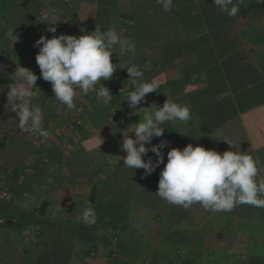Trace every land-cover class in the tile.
<instances>
[{
    "label": "crops",
    "instance_id": "1",
    "mask_svg": "<svg viewBox=\"0 0 264 264\" xmlns=\"http://www.w3.org/2000/svg\"><path fill=\"white\" fill-rule=\"evenodd\" d=\"M49 8L59 14L55 25L57 36L79 37L93 32L96 26L101 31L111 27L129 46L124 56L120 55L121 45L115 47L110 59L116 70L111 80L100 82L113 96L108 106L101 105V98L95 92L82 94L77 89L76 110H69L54 98L49 82L37 79V90L33 89L34 103L37 101L42 107L45 117L42 127L50 133V138L43 143L38 134L22 133L12 119H7L13 114L4 107L7 85L12 81L10 77L0 80V87L5 90L0 92V187L12 195L8 202L12 212L17 199L36 195L41 203L47 204L49 214L52 209H61L59 214H64V223L57 227L51 225L50 231H65L67 235L63 234L64 242L70 248L62 256L63 264H113L110 263V244L101 238L107 232L97 227L79 238L77 235L87 225L78 228L72 225V220L81 218V210L88 205L93 191L96 195L91 205L96 219L104 220L110 213V207L105 205L107 201L103 205L99 202V189L110 177V170L116 165L123 166L119 157L126 153L120 149L123 140L120 133L129 127L131 131L132 124L143 119L146 111L143 108L151 104L162 107L166 99L172 100L189 106L193 116L186 127L175 122L161 125L164 134L155 138L152 145L167 141L162 150L165 163L167 151L171 148L182 150L189 144L221 154L226 150L240 151L258 162L259 178L264 179V7L260 3L243 0L235 17L220 12L212 0H173L169 12H165L156 0H6L0 12L19 10L27 12L28 16ZM3 20L0 14V25L4 27ZM134 26L144 30L153 27L155 41L148 46L137 45L131 33ZM3 27H0V55L5 51L8 56L3 57L13 59L8 41L11 32L4 34ZM52 35L43 36L52 38ZM31 41L26 44L31 45ZM35 56L17 58L28 63L34 62ZM24 62L17 61V65L24 67ZM131 64L139 66L145 81L156 82L157 92L147 94L146 103L130 110L123 99L133 89L126 71ZM3 65L0 62V66ZM35 70L32 73L41 79L39 70ZM96 89L99 90V83ZM15 122L18 123L16 117ZM129 136L134 138L131 133ZM149 156L155 161L150 152L142 159L147 160ZM163 167L161 164L154 171L151 186L158 185ZM143 171L137 169L136 179L140 184L148 182L147 176L142 178ZM44 189L46 195L42 194ZM11 222L6 221L13 226L0 236L9 242L8 247L18 264L61 261L60 256L54 254L57 253L55 247H63L56 246L57 240L47 242L48 247L28 246L29 255L18 259V245L11 237L21 229ZM85 236L88 237L86 241L83 240ZM117 251L122 256L119 264H127L128 256L118 247Z\"/></svg>",
    "mask_w": 264,
    "mask_h": 264
},
{
    "label": "clouds",
    "instance_id": "2",
    "mask_svg": "<svg viewBox=\"0 0 264 264\" xmlns=\"http://www.w3.org/2000/svg\"><path fill=\"white\" fill-rule=\"evenodd\" d=\"M242 2L243 0H212V4L228 17L237 16ZM156 3L165 12L171 11L173 7V0H156ZM55 15L56 10L49 8L41 13L40 19L47 21ZM46 24L49 26L47 31L53 34L52 38L41 35L33 47L39 49L35 62L40 78L50 83L54 98L67 109L76 110L74 97L79 89L82 94L95 92L101 98V105L108 106L113 96L100 82L112 79L116 67L110 57L118 44L121 45L120 55H126L129 47L127 42L122 41L118 32L111 27L101 31L96 26L93 32L77 37L64 34L57 36L54 27L57 23ZM83 31L81 29L82 33ZM126 71L133 89L123 101L130 110L137 109L138 105L146 103L147 94L157 92V84L154 80L145 81L144 73L138 65L131 64L126 67ZM37 79V75L29 69L16 67L10 76L12 83L7 85L4 107L6 111L15 113L18 123L15 119L12 121L22 133H36L43 143L50 138V133L42 127L41 106L34 103L36 97L33 89H36ZM98 83L99 90L96 89ZM4 91L0 87V92ZM143 109H146L143 119L132 124L134 128L131 131L129 127L120 133L123 137L120 149L126 155L119 157V160L122 159L123 166L133 172L143 169L142 178L151 175L163 164L156 196L170 205L188 209L199 204L204 210L214 213L230 212L239 205L264 208V179L259 178L258 162L251 155L240 151H225L221 154L189 144L182 150L171 148L167 151L165 163L162 150L167 146V141L161 140L155 145H152V141L163 136L165 130L161 125L165 122L188 126L193 120L191 109L168 99L162 107L151 104ZM129 133L134 138H130ZM224 142L230 143L227 140ZM149 152L154 154L155 161L151 156L147 160L142 159ZM82 220L88 225L96 222V213L91 204L83 209Z\"/></svg>",
    "mask_w": 264,
    "mask_h": 264
},
{
    "label": "rangeland",
    "instance_id": "3",
    "mask_svg": "<svg viewBox=\"0 0 264 264\" xmlns=\"http://www.w3.org/2000/svg\"><path fill=\"white\" fill-rule=\"evenodd\" d=\"M2 8H5V6L1 5L0 9ZM43 11L44 10L41 9L38 13L33 12L28 16L24 15L22 17L20 27L18 26V28L23 29L24 33H21V31H18L17 33L13 28L3 29L4 34L11 32L8 36L10 37V39L8 38V41L11 42L9 50H11L10 54L14 58H8V53L5 51L1 52L2 54L0 57H2V59L0 62L4 65L0 66V80H2V77L4 79L10 77L12 71H14L16 67H22L20 64L17 65V61L24 62V60H19L17 58H20V56L16 55V50L23 45H26V42L30 40L29 37H26V33L29 32L31 37L33 33L34 35H46L49 33L47 31L49 26L46 23L54 24L57 22L56 20L59 16L57 12L55 16L50 17L47 21H42L40 16ZM0 27H3V24H1ZM54 27L56 26L54 25ZM131 33L132 36L135 37L137 45L144 46L146 44V46H148V44H152L153 40L155 41L156 38V32L153 27L144 30L143 28L134 26ZM5 54L7 56L3 57ZM9 67L11 70L8 69ZM24 67L31 72H33L34 69L39 70L35 60L34 62L33 60L28 63L24 62ZM40 80L42 81V78H38V81ZM47 85L48 84H45L44 86L47 87ZM47 92L49 93V90ZM35 103L38 102L36 101ZM51 106L53 109L54 105ZM60 110L62 109L60 108L59 111ZM14 116L15 114L13 113L10 117H7V119H15ZM122 171L126 172L125 174H128V177L133 174L125 168H123ZM111 174H113V171H111ZM112 179L114 178L109 177L105 182L104 187L99 189V202L101 205L107 201V204L105 205L106 207H110L111 195V199L112 197L113 199L114 197H117L122 206L126 207L129 198L134 195V197L138 199L137 202L140 201L147 203L149 210L146 212L133 206L130 209L127 218L124 220L121 233H118V230H112L109 225H105L104 227V223L106 224L110 218L109 213L106 214L107 217L104 220L96 219V222L92 225H88L82 220L83 210H81V218H78V220H72V225H76L78 228H80L79 226L83 227V225H87L82 229V233L79 232V235H77L79 238L85 234H90V231L97 227L98 229L107 232L106 235L101 238H103L108 245L110 244V263H120L122 256L117 251V242L123 240L131 242L127 245V247H130L129 249L131 252L127 255L128 257L125 255L130 260L128 262L131 264H183L185 260H193L195 264H264V217L258 215L257 220L254 222L250 224L244 223L246 225H238L241 224V222L243 223V221H235L231 216L226 214L207 213L208 215L205 216L207 211L199 205H193L188 209H185L182 206H179L178 208V205H174V208L171 209L172 211L170 212V209L167 207L171 208L173 205L167 204L155 195L158 185L148 186L137 182V186H130V188H126L125 192H123L122 188H116V182L118 179ZM44 193L46 195L45 189L42 190V194ZM40 199L41 198L37 197V195L36 197L33 196V198H26L25 200L17 199L16 206L13 209L15 215L13 221L15 225H17V228L21 229L18 234L11 237L18 245L17 258L25 259L29 255L26 248L28 246L35 247L40 245V247H48L49 243L47 242H51V240H54L55 242L57 240L58 242L56 243V246L60 245L63 247H55L57 253L54 254H57L58 257L60 256L61 259V261L55 262V264H63L65 259H63L62 256L66 255L68 252L67 250L70 248L69 244L64 242L65 236H67L65 231L60 232L54 230V233L51 231L49 233L47 228L44 230L41 228L39 220L43 219L47 223L55 224V227H57L58 224L63 225L64 214H59L61 209H52L50 214L46 212L47 217L45 216V218H41L39 207L42 203L40 202ZM164 204L167 205L165 208H167L170 214L163 213ZM85 206L86 204L84 207ZM199 207L201 208V211H198ZM160 214L162 216L167 215L168 224L173 226L172 230H177L179 227H183L186 224L184 229L191 236L194 235L193 242L188 245L183 244L179 247H175L172 239H165V222L161 218L156 217ZM177 215H181L182 217L181 224H179L178 218L175 217ZM262 215L264 216V213ZM52 226L50 229L48 228V230H51ZM73 228L76 227L74 226ZM43 240H45V243H42ZM83 240H88V237L85 236ZM91 244L92 243H90V245ZM8 246L9 242L5 237L0 236V264H18ZM57 259L59 260V258ZM35 264L47 263L40 262Z\"/></svg>",
    "mask_w": 264,
    "mask_h": 264
},
{
    "label": "trees",
    "instance_id": "4",
    "mask_svg": "<svg viewBox=\"0 0 264 264\" xmlns=\"http://www.w3.org/2000/svg\"><path fill=\"white\" fill-rule=\"evenodd\" d=\"M257 1L258 3H260V5H262L264 7V0H254ZM4 5L6 6V0H0V6ZM13 12V13H12ZM1 16L5 19L3 20L4 22V26L3 29L6 28H13L17 31H21V33H24L23 29H19L18 26L20 27V22L22 20V17L25 15H27V12H21V11H9V12H0ZM11 31V30H10ZM41 35L37 34L34 35V33L31 34L28 32L26 33V37H29V39H31V45H23L22 47H20L19 49L16 50L17 54L21 57H26L31 56V55H36L38 54L39 49L33 47L35 41L37 39L40 38ZM39 104V103H38ZM224 147H226V145L224 144ZM217 150V149H216ZM227 151V150H226ZM123 166L120 165H116V167L114 168V170H110V178L113 177L115 180H117V185L116 188L117 189H121L123 190V192H125L126 188H130V186H137L136 183L138 182V180L136 179L138 177V172L137 170H135V172H133V170L125 168L126 170L132 172V175H129L130 177H128V174H125L126 172L122 171ZM111 171H113V174H111ZM155 172H153L151 175H149V177L147 176L146 178L148 182H146L145 185L151 186L154 182V175ZM145 178V177H144ZM112 179V180H114ZM154 186V185H153ZM11 194V193H10ZM100 194V193H99ZM95 191L92 192L89 200H88V204H92L95 198ZM137 198L134 197V195L132 197L129 198V201L127 203L126 207H123L122 204L119 202L120 200L117 197H112L111 199V195H110V220H108L107 224H109V227L112 230H118V233H121L122 229H123V223L124 220L127 218V215L130 211V209L134 206L137 209L140 210H144V211H148L149 210V206L147 205V203L145 202H137ZM195 205H199V204H195ZM12 205L8 202H0V234H2L5 229H8L10 227H12L13 225L11 224H7L6 221H13L14 220V213L12 212ZM92 206V205H91ZM200 206V205H199ZM167 205L164 204V210L163 213L165 214H170L167 210L170 209V212L172 211L171 209L174 208V205L171 206V208L167 207ZM46 208H47V204L46 203H42L39 207V213H40V217L41 218H45L46 216ZM179 208V206H178ZM151 210V209H150ZM203 210V209H202ZM198 211H201V208L199 207ZM105 212V210L103 209V213ZM216 214L214 212L211 211H207L206 214ZM219 214H226L231 216L232 219H234L235 221L239 220V221H243V223L241 222V224L238 225H246L244 223H252L255 220H257L258 215L264 217L262 214L264 213V208H257L251 205H239L237 207H235L233 210H231L230 212H218ZM106 214V213H104ZM107 217V216H106ZM157 218H161L165 223V228H166V235H165V239L170 240L172 239V241H174V245L175 247H179L183 244H191L193 242V236H191L190 234L187 233V231L184 229V227L186 226V224L183 227H179V229L177 230H172V225L168 224V220H167V215H159L156 216ZM178 218L179 220V224H181V215H177L175 216ZM232 220V221H234ZM40 225L41 228L44 230L47 228L50 229L51 225H53L52 223H47L46 221H44L43 219H40ZM248 224V225H249ZM55 227V224H54ZM48 233V234H49ZM123 233V232H122ZM131 243L129 241H123L120 240L117 242V247L120 250V252L122 254H125L126 256L131 252V250L129 249L130 247H127V245ZM134 253V252H133ZM155 254V253H154ZM183 264H195V262L193 260H185L183 262Z\"/></svg>",
    "mask_w": 264,
    "mask_h": 264
},
{
    "label": "built area",
    "instance_id": "5",
    "mask_svg": "<svg viewBox=\"0 0 264 264\" xmlns=\"http://www.w3.org/2000/svg\"><path fill=\"white\" fill-rule=\"evenodd\" d=\"M12 195L5 189L0 187V202H10Z\"/></svg>",
    "mask_w": 264,
    "mask_h": 264
},
{
    "label": "water",
    "instance_id": "6",
    "mask_svg": "<svg viewBox=\"0 0 264 264\" xmlns=\"http://www.w3.org/2000/svg\"><path fill=\"white\" fill-rule=\"evenodd\" d=\"M7 223H12L11 221H7Z\"/></svg>",
    "mask_w": 264,
    "mask_h": 264
}]
</instances>
